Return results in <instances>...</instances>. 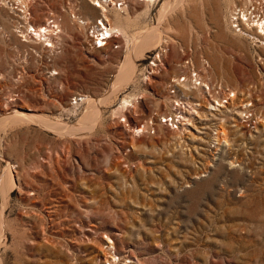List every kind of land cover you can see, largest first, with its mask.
Instances as JSON below:
<instances>
[{
	"label": "rangeland",
	"instance_id": "obj_1",
	"mask_svg": "<svg viewBox=\"0 0 264 264\" xmlns=\"http://www.w3.org/2000/svg\"><path fill=\"white\" fill-rule=\"evenodd\" d=\"M244 1L132 0L107 14L121 30L99 49L69 12L96 18L88 0H35L36 23L62 16L55 76L0 4V264H264V43L230 26ZM141 30L156 32L144 47ZM157 54L164 66L143 82ZM185 54L236 100L215 111L188 92L201 116L138 134L136 121L170 111L165 84Z\"/></svg>",
	"mask_w": 264,
	"mask_h": 264
},
{
	"label": "built area",
	"instance_id": "obj_2",
	"mask_svg": "<svg viewBox=\"0 0 264 264\" xmlns=\"http://www.w3.org/2000/svg\"><path fill=\"white\" fill-rule=\"evenodd\" d=\"M35 0H0V4L10 8L13 28L21 38V40L36 43L39 48H30L32 53L40 60L48 63L46 68L48 76H55L59 73L58 69L52 67L53 59L59 51L62 50V16L57 13L50 12L42 23H36L33 20L32 2ZM93 6L99 9L100 15L96 18L86 19L79 16L76 9L69 10L73 17L79 19L81 24L86 26V46L89 48H105L110 39L116 36L119 32L113 35L106 31V27L111 26L109 16H106L110 10L127 11L131 0H88ZM139 2H149L156 4L159 0H137ZM229 22L232 29L239 33L249 35L256 41L264 43V0H246L236 4L229 16ZM105 32V33H104ZM115 46H118L115 45ZM207 68L209 63L207 59L203 60ZM165 60L160 55L150 57L143 65V70L139 71V79L143 82L150 81L151 77L161 71ZM177 66L181 72L172 75L168 78L165 86L170 95L169 106L170 111L160 113L154 110L148 116L136 121L135 130L138 134L148 132L156 133V124H162L170 129H178L189 116L188 110H193L201 104V100H194L190 103L187 97H191L188 92L201 91L208 98L209 104L213 110H221L222 108L233 105L236 100V89L230 84L220 80L213 79L208 76L201 67L197 66L191 54H185L184 58L177 61ZM23 71H20L21 75ZM21 91L17 90L14 95L9 97V100H14L20 97ZM86 97L83 94H74L71 97L72 103H79ZM192 98V97H191ZM189 119V118H188ZM121 120L128 122L127 116H123ZM191 122V121H190ZM220 128L216 127L213 130L214 136L220 135Z\"/></svg>",
	"mask_w": 264,
	"mask_h": 264
},
{
	"label": "bare ground",
	"instance_id": "obj_3",
	"mask_svg": "<svg viewBox=\"0 0 264 264\" xmlns=\"http://www.w3.org/2000/svg\"><path fill=\"white\" fill-rule=\"evenodd\" d=\"M132 1V0H131ZM172 3L173 2H171V3H169V4H167V6H166V8H164V10L162 11V15L164 14V11L167 9V8H169V7H173V6H171L172 5ZM117 12L115 13V15H116V19L117 20H120L122 17H123V14L121 15V13H122V11H118V10H116ZM118 12H120V13H118ZM124 12V11H123ZM105 15L106 16H108L106 13H105ZM161 17V16H160ZM119 26H118V24L117 25H115V27H113L112 25L110 26V27H106V31L110 34V36L111 35H113L114 34V32L116 31V30H121L120 29V27L118 28ZM122 28V27H121ZM146 31H148V30H146ZM146 31H143L142 32V30H141V32L142 33H139V34H137V36H136V38H138V41L137 42H139L140 44L139 45H143L144 43H148V40L152 37V36H154V35H156V32L155 33H152L151 31L150 32H146ZM118 32V31H117ZM105 33V32H104ZM158 34V33H157ZM153 38V37H152ZM159 38V37H158ZM135 39V38H134ZM154 39V38H153ZM152 39V40H153ZM152 40H150V41H152ZM155 40V39H154ZM149 41V42H150ZM149 44V43H148ZM147 44V45H148ZM138 45V46H139ZM146 46V45H145ZM140 47H142V46H140ZM143 47H144V45H143ZM137 48V47H136ZM141 49V48H140ZM143 49V48H142ZM127 67L126 68H128V66L129 65H126ZM125 67V66H124ZM123 69H125V68H123ZM126 70H128V69H126ZM125 70V71H126ZM121 72L122 73H120L119 74V76L117 77V78H119V81H121L123 78H125V76H126V74H127V71H126V73L123 71V70H121ZM206 97V96H205ZM86 98H87V96H86ZM89 100V99H88ZM92 100V99H91ZM91 102H95V101H91ZM92 104V103H91ZM199 104H202L201 102L199 103ZM247 104H249V105H251L252 104V102H249V103H245V104H243L242 105V107H243V109L244 108H246V109H244V110H247L248 109V105ZM92 109V108H91ZM200 110V109H199ZM199 110L197 109L196 110V108H194L193 110H188L189 111V116H187V115H184V118H191L190 120H192V117L191 116H194V118L195 117H199V116H201L202 115V113H200L199 112ZM243 110V111H244ZM198 111V112H197ZM248 112V111H247ZM14 113H16V111H14ZM197 113V114H196ZM204 113V112H203ZM239 113H240V111H239ZM205 114V113H204ZM226 114V113H225ZM7 115H9V113L7 114ZM17 114H15V116H16ZM28 116H27V119H31V120H37V121H40V122H47L48 121V118L44 115V114H42V113H28L27 114ZM21 116H19V118H20ZM87 117H89V115L87 116ZM91 117H96L95 116V114L93 113L92 114V116ZM6 118H8V116H6ZM90 118V117H89ZM14 119V117H12L11 118V120H13ZM93 119V118H92ZM203 119H205V118H203ZM10 120V119H9ZM196 120V119H195ZM237 121V120H236ZM13 122V121H12ZM49 122V121H48ZM184 123H186V125L188 124V123H192V122H190V121H184ZM47 124V123H46ZM51 124V123H50ZM235 124H236V122H235ZM185 125V124H184ZM203 125V124H202ZM239 126V125H238ZM202 127H204V126H202ZM185 128H187V127H185ZM68 129V128H67ZM11 180V179H10Z\"/></svg>",
	"mask_w": 264,
	"mask_h": 264
}]
</instances>
